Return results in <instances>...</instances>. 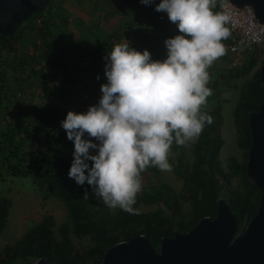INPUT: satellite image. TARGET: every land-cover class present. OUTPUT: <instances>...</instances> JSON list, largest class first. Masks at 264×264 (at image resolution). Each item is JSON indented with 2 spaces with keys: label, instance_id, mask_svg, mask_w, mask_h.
<instances>
[{
  "label": "trees",
  "instance_id": "trees-1",
  "mask_svg": "<svg viewBox=\"0 0 264 264\" xmlns=\"http://www.w3.org/2000/svg\"><path fill=\"white\" fill-rule=\"evenodd\" d=\"M214 11H218V6ZM40 17L43 23L38 26L37 19ZM69 18L62 3L51 0L48 10L32 13L11 36L0 33V49L7 50L9 63L17 71L14 73L30 68L31 76L45 79V74L42 76L43 73L34 65L44 59L52 67L49 74L53 77L59 69L69 76L48 90L47 101L32 114L17 111L12 120L5 119L12 109L10 102H3L2 96L6 100L10 92L22 94L24 90L18 84L17 76L14 77V84H8L7 68L5 63L0 62V111H3L2 118L0 116V179L6 173L30 177L44 200L55 195L63 201L67 210V218L59 226L56 217L46 212L40 221L26 229L20 239L6 243L0 251V264H34L42 257L50 258L53 264H101L108 248L139 234L148 236L159 250L163 237H173L177 232L189 230L205 216H216L218 200L222 197L238 216V233L244 231L261 204V190L250 183L247 176V161L252 146L248 119L251 112L258 111L260 104L264 103L261 71L260 67L255 68L256 61L252 59V54L246 56L243 66L228 69L226 74H218L213 80L210 79L208 87L212 95L207 98L202 111L212 116L213 123L206 124L196 140L195 164L190 166L181 160L171 162L174 173L183 182L182 190L178 192L171 184L160 179L155 184H144L134 206L158 205L159 209L139 211L138 215H133L119 208H108L101 199L95 198L87 182L78 185L69 178L74 142L67 138L61 122L69 110L82 113L95 105L91 102L78 103L81 92L75 88L76 82L86 81L85 87L106 83L105 58L109 50L114 44L123 41L126 33L129 32L130 36V30L138 28L139 31L140 25L130 26V21H127L122 29L124 33L113 30V35H108L101 24L93 23L97 35L93 43L88 44L84 30H89L90 25L87 26L80 19L74 23L82 37V40H77L71 35L72 31L67 29ZM53 27L57 30L53 31ZM59 33L62 41L56 44L53 37L59 36ZM35 35L41 38L39 43ZM15 42L20 43L21 49L14 45ZM223 42L227 44L226 40ZM130 43L131 47L134 44L133 47L142 52L143 43L137 38ZM30 46L35 53L27 54ZM72 48L79 50L80 60L75 63L67 58ZM103 67L97 79V73L101 70L99 68ZM249 74L233 112L239 133L237 143L244 157L242 160L229 157L224 165L220 158L224 138L223 88L219 80L237 79ZM206 106H209L208 110ZM85 138H88L87 134ZM178 147L173 143L174 149ZM90 151L95 154V150ZM147 175L157 177L161 171L157 167L147 168L141 174L142 183ZM236 177L237 184L234 183ZM85 190L89 194L87 200L84 199ZM184 202L189 204L188 211L184 209ZM11 205L10 198H0V236L7 226ZM162 206L166 211L160 209ZM170 214H175L176 218L172 219ZM75 239H85L87 243L78 248Z\"/></svg>",
  "mask_w": 264,
  "mask_h": 264
},
{
  "label": "clouds",
  "instance_id": "clouds-1",
  "mask_svg": "<svg viewBox=\"0 0 264 264\" xmlns=\"http://www.w3.org/2000/svg\"><path fill=\"white\" fill-rule=\"evenodd\" d=\"M216 6L217 0H160L155 10L166 12L178 29L164 41L166 58L152 59L126 39L114 44L105 58L99 103L82 113L69 110L61 122L74 142L69 178L87 182L108 208L138 215L141 174L149 167L170 172L173 143L184 146L213 123L202 111L212 95L208 69L226 54L223 41L231 35L229 17ZM88 195L85 190V200Z\"/></svg>",
  "mask_w": 264,
  "mask_h": 264
},
{
  "label": "rangeland",
  "instance_id": "rangeland-1",
  "mask_svg": "<svg viewBox=\"0 0 264 264\" xmlns=\"http://www.w3.org/2000/svg\"><path fill=\"white\" fill-rule=\"evenodd\" d=\"M62 3L66 12L69 14V24L68 30H71V35L77 39L82 40L80 30L76 28L74 25L77 20H82L87 26L90 25L89 30L85 31L86 41L88 44L93 43L96 34V29L93 26L94 24H101V27L106 31V34H112L113 30H120L127 24L128 21L126 13H122V15L118 16V10L116 5L113 3L114 0H58ZM125 5V3H124ZM121 9H126L121 5ZM127 12V10H125ZM43 23V18L40 17L37 19L38 26H41ZM53 31H56V27L52 28ZM123 32V30H122ZM124 33V32H123ZM58 34V32H57ZM57 37V38H56ZM37 42H40V39L37 35H35ZM56 44H60L62 41L61 34L59 36L55 35ZM121 42H124L121 41ZM119 42V43H121ZM62 43V42H61ZM156 43V42H155ZM18 49L20 48V43L15 42L14 44ZM156 45V44H155ZM27 54H33L36 51L33 50V47L30 46L26 51ZM79 50L72 48L67 55L68 60L71 63H75L79 58ZM79 58V59H78ZM246 58V57H245ZM245 58L243 63L234 67V62L236 60L235 56L228 51L226 54V59L219 60V66H217L216 62L211 67L215 69L214 71H220V74H226L228 69L239 68L243 66L245 62ZM252 59L256 61L255 68L261 67L264 63V50L257 51L252 54ZM82 60H85L82 58ZM31 58L29 62H31ZM0 62L5 63L8 72V84H14V77L17 76L18 84L23 87L22 94L19 92H10L9 98L4 99L2 96V100L4 103H11V111H9L5 119H13L15 116V112L24 111L25 114H32L33 111H36L37 107L42 103L47 101V95L49 94L50 89L55 88L56 85L65 78L69 77L68 73L63 69H59L55 71V77L49 74V69L52 67L47 64L46 60H39L34 63L35 68L42 72V76L45 74V79L35 77L30 75V68L26 69V71H20L18 73L15 68L9 63L7 50L0 49ZM211 68V69H212ZM97 73V77H99L103 68ZM210 71L212 72V70ZM250 77L249 75H244L238 77L237 79H223L220 78L219 82L221 87L223 88L221 94V100L223 102V124H222V136L224 138V145L221 148L220 158L224 165L229 157H236L239 160H242L244 157L243 151L240 149L237 143L238 139V130L234 122V109L236 104L238 103L240 97L243 94L244 83L246 79ZM86 81L79 80L76 82L75 88L81 92L83 95H79L78 100L79 104L82 102L95 103L97 105L99 103V99L102 96L100 91L101 86H97L95 84H91L87 87L84 86ZM17 83V80H16ZM47 88V89H46ZM49 90V91H48ZM4 110V107H2ZM205 109H209V106H206ZM2 112L0 111V116L2 118ZM17 112V113H18ZM3 126V125H2ZM197 140V139H196ZM196 140L189 141L184 146H179L177 149L171 146V151L169 154V162H179V160L186 162L188 165L195 164V155H194V146ZM163 180L171 184L176 191L180 192L183 188V182L179 179L176 174L172 170L170 172H162L161 175L157 177H153L152 175H147L145 180L143 181V185L146 183L155 184L158 180ZM238 177L234 179V183L237 184ZM8 197L12 201V205L10 208V213L8 217V223L5 229L2 231L0 236V251L3 250V247L6 243L15 242L20 239L23 233L29 228L34 222L40 221L43 217V214L48 212L53 214L56 217L57 225L59 226L62 222H64L67 218V210L63 203V201L57 196L53 195L43 199L42 193L35 186L32 181V178L27 176H18L13 175L12 173H6L3 178L0 179V198ZM99 199V198H97ZM185 211L189 210V204L187 202L183 203ZM134 208L139 211H151L159 209L158 205H144L140 204L139 206ZM160 209L165 210V207H160ZM172 219H175V214H170ZM76 245L78 248H81L83 245L87 243L85 239L78 240L75 239ZM35 264V263H34Z\"/></svg>",
  "mask_w": 264,
  "mask_h": 264
},
{
  "label": "water",
  "instance_id": "water-1",
  "mask_svg": "<svg viewBox=\"0 0 264 264\" xmlns=\"http://www.w3.org/2000/svg\"><path fill=\"white\" fill-rule=\"evenodd\" d=\"M51 0H0V33L11 36L34 12L46 11ZM238 7L250 5L264 23V0H230ZM264 89V63L260 67ZM252 146L247 161L249 182L261 190V204L244 231L238 233V216L224 198L217 215L205 216L189 230L163 237L156 249L144 234L108 248L101 264H264V103L251 112ZM35 264H53L42 257Z\"/></svg>",
  "mask_w": 264,
  "mask_h": 264
},
{
  "label": "crops",
  "instance_id": "crops-1",
  "mask_svg": "<svg viewBox=\"0 0 264 264\" xmlns=\"http://www.w3.org/2000/svg\"><path fill=\"white\" fill-rule=\"evenodd\" d=\"M113 3L116 5L118 10H121V12L118 11L119 17L122 15V13H126L128 22L130 21V26H138V24L140 25L139 31L138 28L137 30H130V36L129 32L126 33V35L123 37V40L125 41L126 39L130 43L131 40H135L137 38V40L143 43L141 50L144 51L147 49L151 53L152 59H165L167 56V49L164 41L167 38L178 34V29L177 26L168 19L166 12H157L155 10L156 5L160 3V0H154V2L149 5L141 3L140 0H114ZM121 5H123V7L126 9H121ZM125 10H127V12ZM120 30L122 31V29ZM139 35L140 39H138ZM155 42L157 45H155ZM224 45L227 54L229 50L227 48L226 42ZM133 46L135 47L134 44ZM226 54L217 60V66H219L220 59H224L225 61ZM211 68L212 67L208 69V72L211 79L213 80V77L220 74V71H214L215 69Z\"/></svg>",
  "mask_w": 264,
  "mask_h": 264
},
{
  "label": "built area",
  "instance_id": "built-area-1",
  "mask_svg": "<svg viewBox=\"0 0 264 264\" xmlns=\"http://www.w3.org/2000/svg\"><path fill=\"white\" fill-rule=\"evenodd\" d=\"M217 5L218 12L229 17L225 25L231 32L227 48L235 56L237 67L247 55L264 50V23L259 22L250 5L238 7L230 0H217Z\"/></svg>",
  "mask_w": 264,
  "mask_h": 264
}]
</instances>
